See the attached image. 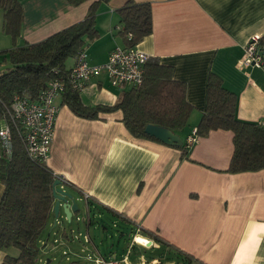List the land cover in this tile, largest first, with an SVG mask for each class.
Segmentation results:
<instances>
[{
  "label": "crops",
  "instance_id": "crops-1",
  "mask_svg": "<svg viewBox=\"0 0 264 264\" xmlns=\"http://www.w3.org/2000/svg\"><path fill=\"white\" fill-rule=\"evenodd\" d=\"M17 1L23 10L20 35L12 43L3 33L0 10V52L14 45L39 42L82 20L96 0L78 5L69 0ZM127 1L98 4L96 25L100 35L84 50L90 65L104 63L114 47L124 46L116 35L119 27L115 11ZM132 1L150 3L152 15L151 34L134 47L149 58L170 64L173 78L185 83L186 100L193 111L183 131V142L205 109L210 73L218 75L223 86L235 93L239 120L257 123L264 119V62L260 68L240 65L249 39L264 34V0ZM2 58L4 54H0V69L5 66ZM73 62L68 60L67 68ZM118 94L104 74L79 91L85 105H112ZM61 97L46 165L69 183L60 187L77 204L82 202L86 209L87 195L93 205L124 215L134 228L156 233L203 264H264V169L227 172L233 152L230 131H211L200 137L188 149L189 159H183L177 148L134 138L122 123L121 111L100 114V119H83L61 105ZM2 193L0 183V197ZM61 217L65 218L62 209ZM95 217L109 220L124 232L128 228L106 211ZM63 228L56 232L61 237L46 232L41 240L43 253L62 249L68 264H76L81 258V243L70 239ZM124 239L118 233L117 243ZM135 239L148 243L140 235ZM86 244L79 250L92 249L102 256L121 253L120 249L113 253V242L112 247L99 248L90 236ZM149 247L157 244L151 242ZM4 256L0 251V264ZM137 257L135 262L130 257V262L146 261L142 255ZM48 260L51 262L47 259L45 264Z\"/></svg>",
  "mask_w": 264,
  "mask_h": 264
},
{
  "label": "trees",
  "instance_id": "trees-1",
  "mask_svg": "<svg viewBox=\"0 0 264 264\" xmlns=\"http://www.w3.org/2000/svg\"><path fill=\"white\" fill-rule=\"evenodd\" d=\"M85 1L87 0H69L73 5ZM108 1H93L82 20L39 42L14 45L9 50L0 52L4 54L2 63H5L0 69V120L7 116L13 95L34 100L51 80L61 78L65 82L61 105H66L77 117L95 120L100 119V114L121 111L122 123L134 138L160 142L146 134L145 127L155 125L166 128L182 141L181 146H170L179 149L183 159H189V148L183 142V131L188 126L193 107L186 100L185 83L173 78L170 64L163 63L158 58H149L144 67L142 85L123 89L112 105H85L79 91L70 86L68 75L71 68H67L66 63L70 59L75 61L89 42L99 37L96 25L97 7L100 2ZM0 10L2 31L15 43L23 22L22 6L17 0H0ZM115 12L119 27L116 35L124 46L134 47L151 34L150 3L128 0ZM258 45L264 57V34L260 36ZM235 110V93L223 86L218 75L210 73L206 84V106L195 127L199 137H204L211 131H230L233 152L227 172L235 174L263 170L264 128L256 123L239 120ZM11 127V155L0 158V183L3 186L0 197V251L5 252L1 264H37L43 249L41 240L53 217L52 185L60 177L52 172L46 162H39L28 156L23 130L19 125ZM71 186L72 184L69 185L72 189ZM85 200L86 226H92L95 222L98 224L96 214H104L106 211L128 227L125 232L118 229L120 237L128 233L130 235L126 240L130 242L135 235H140L152 244H157V247L149 248L135 245L139 247L138 255L142 251L150 255L145 259L147 262L159 260L166 264H203L156 233L141 227L134 228V224L124 215L110 209L103 210L98 205H93L89 199ZM100 223L104 230L106 224ZM135 246L132 245L131 258L134 256ZM137 258L136 256L132 260L135 262Z\"/></svg>",
  "mask_w": 264,
  "mask_h": 264
},
{
  "label": "built area",
  "instance_id": "built-area-1",
  "mask_svg": "<svg viewBox=\"0 0 264 264\" xmlns=\"http://www.w3.org/2000/svg\"><path fill=\"white\" fill-rule=\"evenodd\" d=\"M260 36H253L249 39L243 49L240 65L246 68H260L264 62L263 54L258 45ZM149 56L136 47L116 46L107 57V60L100 65H90L86 60L84 50L75 58L68 81L72 89L82 90L92 79L104 74L108 84L119 92L129 87H139L143 83L144 67ZM65 90L63 79H53L39 92L36 99L31 100L20 95H13L7 116L0 120V158L9 157L12 151V125H19L23 130L24 146L28 156L39 162H46L51 140L53 137L55 120L59 111L58 99ZM257 125L264 128V119L259 120ZM196 128H193L185 139L186 147L190 148L199 139ZM61 183L65 180L58 179ZM87 198V195H84ZM80 217L76 216L79 220ZM71 221V220H70ZM59 223L55 219L54 225ZM70 233H74L70 230ZM80 233L74 235L79 239ZM133 237V242L136 241ZM84 243H89L88 234L83 235ZM57 243V240L53 241ZM147 242V239H146ZM44 245V243H42ZM141 244V243H139ZM144 247L146 243L142 244ZM131 243L122 255L111 254L102 256L90 250L85 257L88 264H166L159 260L150 262L141 260L138 263H131ZM83 251V250H82ZM63 255H66L64 252Z\"/></svg>",
  "mask_w": 264,
  "mask_h": 264
},
{
  "label": "rangeland",
  "instance_id": "rangeland-1",
  "mask_svg": "<svg viewBox=\"0 0 264 264\" xmlns=\"http://www.w3.org/2000/svg\"><path fill=\"white\" fill-rule=\"evenodd\" d=\"M78 206H79V212L77 213V215H73L72 219L70 222H68L65 218L61 217V218H58V221L59 223L54 226V224H52L55 220V217H54V214H53V217L47 227V231L50 232V233H54L55 236L57 237H61L60 234H57L56 232H61V228H62V225L64 226V228L66 229H62L63 232L66 233V235H68V237H70V239H73L75 240V242H79L81 243V246H78V251H79V254L81 256L80 259H77V263L76 264H88V262L85 260V257L89 254V251L86 249V250H83V251H80V247L82 249H84V247H87V244L84 243L83 241V235L89 234V236L91 237L92 240H94L95 244L101 248H106V247H112L110 244L113 242V247L111 250H113V253H116L114 250L116 249H120L119 251L123 254L124 251L126 250L127 246H128V239L127 237H129L130 234H126V235H123V237H125L124 240L120 241L119 244L117 243V236H118V229H120L121 227H113L112 226V223L108 220L106 221V219H99L100 222H103L106 224V230H102L100 225L98 228V224L97 222H95L94 225L90 226L88 231L86 229V209L85 207L83 206V203L82 202H78ZM62 215V214H61ZM76 216L80 217L79 220L76 219ZM61 223V224H60ZM51 226V227H50ZM70 230H73L74 233H70ZM46 231V232H47ZM78 233H80V236L78 237L79 239H74V235H77L78 236ZM112 235H114V238L112 239ZM120 235V233H119ZM43 238H46V233L44 234V237ZM130 239V238H129ZM80 240V241H78ZM130 243L131 245H133V247L137 244V245H141L143 246L142 244H139L138 242H133V238H131L130 240ZM50 242L52 243L53 242V239H50ZM125 242L127 243L125 245ZM56 244V243H54ZM125 245V246H124ZM84 246V247H83ZM123 246V250H122V247ZM146 247V246H145ZM44 248V247H43ZM137 248H139L138 246H135V249H133V253L136 254L138 256V253H137ZM43 249L41 250V253H40V257H39V260H38V264H45L46 260L47 259H51V262L50 264H68V261L65 260V256H63L64 253H62V249H54L52 250L51 252L49 251H45V253H43ZM66 253V252H65ZM121 253H116V254H121ZM141 255L144 259H148L150 257V255L147 253V252H141ZM41 258V260H40Z\"/></svg>",
  "mask_w": 264,
  "mask_h": 264
},
{
  "label": "water",
  "instance_id": "water-1",
  "mask_svg": "<svg viewBox=\"0 0 264 264\" xmlns=\"http://www.w3.org/2000/svg\"><path fill=\"white\" fill-rule=\"evenodd\" d=\"M145 133L166 145H182V141L178 135L163 127L147 125L145 127ZM61 185V181L58 179H56L52 185V196L54 198L52 211L56 219L58 218L60 209H62L65 219L70 222L72 215H75L79 212V206L72 195L60 187ZM147 242L148 243H146V247H149L151 241L147 240ZM49 263L50 260H48L46 264Z\"/></svg>",
  "mask_w": 264,
  "mask_h": 264
}]
</instances>
